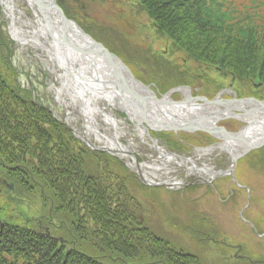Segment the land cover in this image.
Listing matches in <instances>:
<instances>
[{
	"label": "trees",
	"instance_id": "obj_1",
	"mask_svg": "<svg viewBox=\"0 0 264 264\" xmlns=\"http://www.w3.org/2000/svg\"><path fill=\"white\" fill-rule=\"evenodd\" d=\"M125 2L111 0L113 11L107 14L120 13ZM134 2L143 9L148 27L168 41L165 57L170 59L174 50L171 58L180 55L183 66L189 62L220 72L222 79L229 77L232 88L243 89L235 92L238 98L264 100V23L259 22L264 10L253 17L234 0ZM95 3L57 0L66 18L75 22L82 14L85 23L79 26L84 32L130 66L136 59L111 40L117 25ZM3 24L0 20V181L13 190L0 182V264H202L199 256L157 235L138 216L141 205L132 191L147 188L126 167L105 153L86 151L48 108L22 89ZM98 26L105 37L93 32ZM166 64L158 71L166 82L164 89L191 83L185 79L186 70ZM253 82L261 85L257 91L250 90ZM172 143L181 145L176 139ZM259 163L264 169V161ZM30 202L38 218L24 222L16 208ZM203 219H188L183 230L193 237L197 231L206 235ZM250 254L238 264H264V255Z\"/></svg>",
	"mask_w": 264,
	"mask_h": 264
},
{
	"label": "rangeland",
	"instance_id": "obj_2",
	"mask_svg": "<svg viewBox=\"0 0 264 264\" xmlns=\"http://www.w3.org/2000/svg\"><path fill=\"white\" fill-rule=\"evenodd\" d=\"M234 1L236 5L243 7L244 10L242 11L245 14H250L255 17L258 16V14L263 13L262 10H264V0ZM134 3V0H126L125 4L120 3L121 9L118 14H107V12L113 11L112 7L114 6H112L113 4L111 3V0H96L94 6L98 8V11L102 10L104 12V10H106L108 18L111 19L115 25H117V29L112 28V30L116 33L112 32L114 35L110 36L112 37L111 40L119 46V49H122V52L128 53L136 59L131 60L129 64L132 67V70L135 71V74H137V80H141L143 83L144 79L148 76H145L143 72L141 73V70H147L149 73L148 79L152 80V83L154 82L160 89L159 91L163 93L164 91L162 87H164L166 82L164 81L163 74L158 71H161L166 62H168L170 64V68L177 67L181 72L186 70L188 77L185 79L191 80V82L196 83L202 81L204 83L205 79H200L206 78L209 81V83L205 82L206 85L211 84L215 88L219 86L218 88L220 89H216L215 94H218L219 91L223 90L227 93L223 96L229 97L230 91L234 94L235 92L240 93L243 91V89L238 86L232 88L231 85L228 88L230 78L224 77L225 79H222L221 77L223 76L219 74L220 72L218 73L215 72V70H209L208 67H195V65H191L189 62L183 66L181 64L180 55L175 53V56L178 57L177 60H173V58H171L173 57L172 53H174L173 49V52L171 50L172 53L169 56L170 59L165 57L163 55L164 46L168 43V41L166 42L160 38L155 29L148 27L150 24L145 19L143 9ZM17 8L24 14L26 13L27 15H31L32 10H30V8L22 1L17 2ZM76 19H78V21H75L78 26L79 23H85V19L82 18V14L76 17ZM0 20L4 23L2 29L12 48L13 56L11 59V65H13L17 72L18 83L22 89L29 91L33 100H38L43 107L48 108L52 117L63 125L66 130L70 132L72 138L76 140L80 146L85 148L86 151L97 155L105 153L110 157L112 156L113 158H116L129 170L134 178H137L139 182H141L139 179L141 171L130 167L126 160L120 161L117 157L118 155L114 152L108 154L105 151L102 153L97 150L99 147H101L100 149L103 147L101 145H98L99 147H95L92 145V142L91 144H88L86 141H83V138L76 134L77 131L71 125H67L64 109L55 103L51 93L49 92L50 83H53V79L55 78V74H50L48 69L49 63H47L46 60H43V58L36 53H33L31 48H20L19 44L12 39L10 33L8 32L9 22L1 5ZM259 22L264 23V19L262 18ZM91 25L92 24L88 27ZM79 27L81 28V26ZM96 29L98 30H93V32L98 34L102 33V36L105 37V31L101 30L99 26ZM81 30L83 29L81 28ZM126 30L129 35L125 33ZM120 40L121 42L126 41V47L121 44ZM101 41L103 43H107V41ZM130 56L127 57L126 55L128 59ZM233 81L234 78H232V82ZM260 87L261 85H257L256 82L250 83V90L257 91ZM235 97L237 99L255 98L254 96L238 98L236 94ZM113 110L118 120L126 117L125 114L117 112L115 107ZM77 123L80 126L81 121L79 120ZM238 124L240 128L242 124ZM158 145L160 147L165 146L162 142ZM167 147H169L168 144ZM178 147L182 148L181 151L178 152H183L189 157V150L186 145L181 144ZM140 148L141 151L138 150L134 152L139 156L137 160L138 162L146 163L147 161L152 163L157 159V153H154V151L147 145L141 144ZM263 148L264 147L254 149L252 152L243 156V158L237 160L231 171V173L235 172L236 175L234 176L233 174L232 177L223 176V174L222 176L212 179L209 182H194L193 178L195 176H190V178L184 176L181 186L179 185V188L175 191H167L165 188H154L151 186L149 187L148 185H145V188L147 189H139L136 187L132 193L135 196L134 198L136 202H139L141 205V212L138 213V216L145 221L147 227L154 231L157 235H161L168 241H172L181 248L183 247L192 254L199 256L202 264L242 263V261L245 260L242 258H247L251 254L249 251H246V249H239V245L246 248L248 247L251 250V253L257 255V257L263 256L264 237H262L261 234L264 231V216H261L260 214H264V169L259 166V162L264 161V150L263 152H259ZM209 164L210 166L214 165L213 162ZM103 165L104 163L102 162L100 166L101 169H103ZM169 168L171 167H168L167 170ZM217 169L219 168L216 167V170ZM147 174L148 172L146 175ZM140 177L143 178L142 175ZM111 179L114 180V182L116 181L115 177ZM9 187L13 189L11 186ZM236 192H238L241 197L240 201L238 200L235 204H233V202L229 199L234 198V196H238L236 195ZM204 194H208L211 198L207 206L212 208L207 210H210L209 212L222 217L223 221L218 222V224L215 221L211 222L209 219L208 222L206 218L200 215V217L204 218L203 220H205L206 225H208V227L206 226L208 229L206 234L207 236L204 235L206 236L204 238L202 232L197 231L193 237L190 236V234L188 235V233L183 230V226L188 223V219L193 218L192 214L197 215L199 212H202V210H205L203 209L205 206L204 197H202ZM16 212L24 215L21 216V219L25 220L24 222L30 220L31 218H38V215H36L37 208L31 202L19 204L16 208ZM218 228L221 231V234H218ZM257 229L261 230L257 231ZM254 230L257 231V234ZM45 232L47 233L48 230H45Z\"/></svg>",
	"mask_w": 264,
	"mask_h": 264
},
{
	"label": "water",
	"instance_id": "obj_3",
	"mask_svg": "<svg viewBox=\"0 0 264 264\" xmlns=\"http://www.w3.org/2000/svg\"><path fill=\"white\" fill-rule=\"evenodd\" d=\"M25 1L30 10H37L47 40L51 42L50 49L38 46L50 53L58 71L86 85L93 83L113 93L116 109L123 112L130 123L138 120V124L144 125L148 138L149 130L204 132L222 141L218 149L228 153L233 167L246 154L264 147V101L255 98L238 100L231 91L229 101L220 97L205 100L189 96L183 101H173L170 98L173 91L157 97L155 92L136 80L122 60L104 50L76 22L66 18L57 0ZM55 49L73 54L77 67L72 69L73 63L67 61L65 65L57 63ZM230 118L242 124L231 133L218 127L220 122ZM210 149H216V146H210L206 151ZM141 182L145 184L143 179Z\"/></svg>",
	"mask_w": 264,
	"mask_h": 264
},
{
	"label": "bare ground",
	"instance_id": "obj_4",
	"mask_svg": "<svg viewBox=\"0 0 264 264\" xmlns=\"http://www.w3.org/2000/svg\"><path fill=\"white\" fill-rule=\"evenodd\" d=\"M18 1L27 5L25 0H0V5L9 22L8 32L20 48H31L33 53L49 63L50 74H55L54 82L50 83L49 92L55 103L64 109L67 125H71L77 131H75L76 134L88 144L92 142L95 147L101 145L112 153H116L123 161L126 160L130 167L141 171L143 177L149 181L181 184L185 172L178 165L175 168L165 170L168 163L162 160L165 157L160 155L161 153L165 155L162 150H159L160 154L152 163L146 161V163L135 167L133 155L140 146L133 139L132 130L124 122L117 120L113 112L115 107L113 93L93 83L86 85L79 79L71 78L59 72L54 58L45 49L39 47L45 46L50 49L51 42L47 40L37 10L32 9L31 15L24 14L17 8ZM54 52L57 55V63L65 65L64 62L67 61L69 64L73 63L72 69L77 67L74 61L76 58L73 54H67L56 49ZM79 120L81 121L80 126L77 123ZM137 130L139 140L144 141V135L138 128ZM168 161L180 163L179 159L173 157ZM147 172L149 175H146Z\"/></svg>",
	"mask_w": 264,
	"mask_h": 264
},
{
	"label": "flooded vegetation",
	"instance_id": "obj_5",
	"mask_svg": "<svg viewBox=\"0 0 264 264\" xmlns=\"http://www.w3.org/2000/svg\"><path fill=\"white\" fill-rule=\"evenodd\" d=\"M129 71H132L133 75L135 76L136 79L137 78V74H135V71L132 70V67L130 68V66H127ZM143 72V74L145 76L149 77V73L147 70H141V73ZM148 77H146L144 79V85H146L151 91L155 92L157 97H161L164 96L166 93L173 91L170 94V98L173 101H183L186 99V96H189L193 99H205V100H213V99H217V98H221L224 100H231V96H223L225 94H227L226 92H224L223 90L219 91L218 94H215V91L217 88H215L214 86L210 85H206L205 82L203 83L201 82H191V84L186 83V84H182V85H175L173 87H168L165 88V85L162 89H164V92L162 93L161 91H159L160 89L157 87V85L153 82L152 80H149ZM139 81V80H138ZM141 81V80H140ZM147 81V82H145ZM151 81V82H150ZM142 82V81H141ZM232 83L228 84V88L229 86H231ZM224 92V93H223ZM227 97V98H226ZM198 103H201V101H197ZM230 121H232L233 123H229ZM138 120H136V125L137 128L141 131V134L144 135L145 140L144 141H140L139 137L137 135V128H134V131L132 132L133 135V139L135 141H137L138 145L141 146L142 145H147L148 147H150L154 153H157V155H159V150H162L165 152V155H163L162 153L160 154L161 156H165L162 158V160L168 164H166V168L165 170H167V167H173L175 168L177 165L178 167H181L182 170L185 172V177L190 178V176L195 177L193 178V181L196 182H201V181H211L212 179H216L220 176H228V177H232L233 174L234 176L236 175L235 172L231 173V169H232V163H230V158L228 153L225 152H221L218 149L219 144H221V140L218 141L217 139H215L213 136H210L204 132H194V133H185L182 131H177L176 133L174 132H160V131H149L150 134V138H148V135L146 134V130L144 128V125L138 124L137 123ZM239 121L230 118L229 120H223L222 122H220V124H218V127H221L224 131H227L229 133L231 132H235L237 129H239ZM160 133V134H158ZM168 134V135H166ZM176 139L180 142V144H184L187 146L188 148V153H189V157L186 156L185 153L183 152H178L181 151V147H176V145H174L172 142L173 140ZM162 142L165 146L164 147H160L158 144ZM124 143V142H123ZM168 146L170 147H167ZM179 146V145H178ZM210 146H216V149H210V151H206V149H209ZM170 150H169V149ZM139 151H141V148L139 147L138 149ZM149 154V153H148ZM135 155L139 158V156L135 153ZM150 156V154H149ZM168 156V157H167ZM158 157V156H157ZM167 157V158H166ZM176 158L177 160H180V163H176V162H169L168 160H171V158ZM170 158V159H169ZM213 162L214 165L210 166L209 163ZM142 164V163H136V166ZM216 167H218L219 169L216 170ZM194 174V175H193ZM2 184H4V186L9 189H11L9 186V184H7L5 181L1 180L0 181ZM182 183V182H181ZM153 184V183H151ZM181 186V184H179ZM179 185H174L173 183H164V182H158L157 186H160V188H165L167 191H175L177 189V186L179 188ZM241 192V191H240ZM208 193V192H207ZM236 195L238 196H234V198L229 199L233 202V204H235L238 200L240 201V197L241 195L236 192ZM233 196V195H232ZM230 196V197H232ZM202 197H204V202H205V206L202 210V212H199V214L197 215H193L194 217L200 216L202 215V217L206 218L207 221L209 222V219L211 222L215 221V222H222L223 218L219 217L217 214H214L212 212H209L207 209H210L212 207H208L207 204L209 202V200L211 199L210 196H208V194H204ZM261 216H264V214H260ZM263 219V218H262ZM260 219V220H262ZM264 220V219H263ZM219 224V223H218ZM219 230V228H218ZM261 229H257V231H259ZM257 234V231L254 230ZM218 234H221V231L219 230ZM262 237H264V231L262 232ZM235 239V238H234ZM251 244V243H249ZM244 249H246V251L251 252V250L247 247H242ZM254 252V251H253Z\"/></svg>",
	"mask_w": 264,
	"mask_h": 264
}]
</instances>
